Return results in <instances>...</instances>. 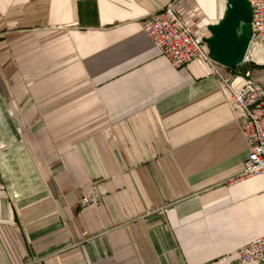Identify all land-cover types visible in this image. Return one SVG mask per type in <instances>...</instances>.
<instances>
[{
	"label": "crops",
	"instance_id": "1",
	"mask_svg": "<svg viewBox=\"0 0 264 264\" xmlns=\"http://www.w3.org/2000/svg\"><path fill=\"white\" fill-rule=\"evenodd\" d=\"M169 4L206 43L232 8L249 29L244 0H0V264H239L264 236L229 91L143 29Z\"/></svg>",
	"mask_w": 264,
	"mask_h": 264
},
{
	"label": "built area",
	"instance_id": "2",
	"mask_svg": "<svg viewBox=\"0 0 264 264\" xmlns=\"http://www.w3.org/2000/svg\"><path fill=\"white\" fill-rule=\"evenodd\" d=\"M250 10L251 35L242 60L235 66L220 63L212 55L209 44L203 41L185 19L169 4L142 21L147 35L160 53L177 69L195 59L210 66V74L229 91L233 106L240 111L239 122L249 146L248 159L239 175L241 178L264 176V83L255 77L252 48L264 49V0H247ZM221 66L227 72L223 73ZM102 195L95 186L79 196L81 207L98 205ZM236 256L239 264L264 263V236L240 247L226 258ZM24 264H40L33 259Z\"/></svg>",
	"mask_w": 264,
	"mask_h": 264
},
{
	"label": "water",
	"instance_id": "3",
	"mask_svg": "<svg viewBox=\"0 0 264 264\" xmlns=\"http://www.w3.org/2000/svg\"><path fill=\"white\" fill-rule=\"evenodd\" d=\"M244 2L248 6V31H243L241 34L238 32L243 13L238 9L232 8L229 10L225 20L215 30L213 41L208 43L214 58L228 66H235L242 60L249 44L251 10L247 0H244Z\"/></svg>",
	"mask_w": 264,
	"mask_h": 264
}]
</instances>
